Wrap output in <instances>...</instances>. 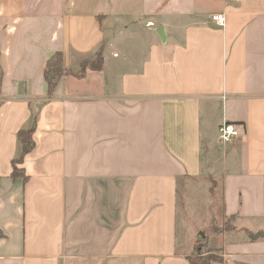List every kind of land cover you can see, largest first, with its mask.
Masks as SVG:
<instances>
[{
  "label": "crops",
  "instance_id": "obj_1",
  "mask_svg": "<svg viewBox=\"0 0 264 264\" xmlns=\"http://www.w3.org/2000/svg\"><path fill=\"white\" fill-rule=\"evenodd\" d=\"M0 68V264H190L217 187L210 264H264V0H0Z\"/></svg>",
  "mask_w": 264,
  "mask_h": 264
},
{
  "label": "trees",
  "instance_id": "obj_2",
  "mask_svg": "<svg viewBox=\"0 0 264 264\" xmlns=\"http://www.w3.org/2000/svg\"><path fill=\"white\" fill-rule=\"evenodd\" d=\"M103 67V58H102V52L100 51L97 56L90 61H84L81 63L79 69L77 71H65L63 68V60L61 53H55L52 55L44 68V80L47 85V96L52 97L55 89L59 83V81L65 77V76H73L75 78H83L86 74V71L89 70L91 72H100ZM2 81V70L0 68V86ZM34 132V126H32L28 130L20 131L17 134L18 141L21 145V157L18 161H21L22 158L28 154L34 147V142L32 140V135ZM15 162H13V170L11 173L12 178H17L23 176V172L20 169H17L14 167ZM231 221V219H228ZM234 230L233 227H231L227 231ZM212 259L208 260L207 262H204L202 260L194 261L193 259H190V264H210Z\"/></svg>",
  "mask_w": 264,
  "mask_h": 264
},
{
  "label": "rangeland",
  "instance_id": "obj_3",
  "mask_svg": "<svg viewBox=\"0 0 264 264\" xmlns=\"http://www.w3.org/2000/svg\"><path fill=\"white\" fill-rule=\"evenodd\" d=\"M119 45H120V43H119ZM125 46H127V45H125ZM135 56H137V55H135ZM112 61L113 60L111 58H108V60H107V68H106L107 70L105 72V79L107 81L113 79V77L111 75H108V73L110 72V66L112 67L111 63H115L114 61L113 62ZM117 62L120 63L121 61H117ZM125 68H127V67H125ZM81 83H85V82H81ZM85 88L91 94H98L100 92V91L98 92V90H99L98 86L94 85V84H89V83L85 84ZM104 94H106V91H104V93H101L102 96ZM214 141H215L214 143H219L217 136H215ZM219 196H220L219 195V187H217L215 197H214V199L212 198V205H210V206H212L211 207V216L208 219H206L204 217L202 226L198 230L199 232L202 231L201 234H203L205 237L198 239V241L195 244V247L193 249L189 250V252L191 253V259H193L194 261L202 260L204 262H207L210 259L217 260L219 257V246H221L219 243L220 238H216L214 243L211 245L209 243L208 237L213 236L214 234L221 233L223 231H227L231 227H233L232 223H230L228 219H227V221H225V219L221 215ZM199 226H200V224H196V227H199ZM234 229H235V227H234ZM229 232H231V231H229ZM238 235L239 234L231 235L230 238L237 237ZM248 237H249V235H248Z\"/></svg>",
  "mask_w": 264,
  "mask_h": 264
},
{
  "label": "built area",
  "instance_id": "obj_4",
  "mask_svg": "<svg viewBox=\"0 0 264 264\" xmlns=\"http://www.w3.org/2000/svg\"><path fill=\"white\" fill-rule=\"evenodd\" d=\"M211 19L218 26H223L224 24V18L220 15L212 16ZM215 135L223 146H227L242 138L244 135V127L227 121H220L216 125Z\"/></svg>",
  "mask_w": 264,
  "mask_h": 264
},
{
  "label": "water",
  "instance_id": "obj_5",
  "mask_svg": "<svg viewBox=\"0 0 264 264\" xmlns=\"http://www.w3.org/2000/svg\"><path fill=\"white\" fill-rule=\"evenodd\" d=\"M157 34L160 37L161 41L163 42L165 39L164 33H163V29L160 27L157 29ZM218 123V117H215V119L213 120L209 131L207 132V134L205 135V138L209 139L212 138L215 135V131H216V125ZM260 236H263V234H255V235H250L249 239L251 240H255L258 239Z\"/></svg>",
  "mask_w": 264,
  "mask_h": 264
}]
</instances>
